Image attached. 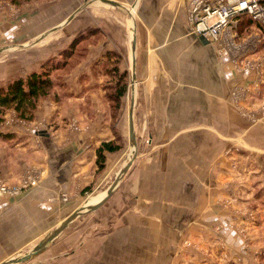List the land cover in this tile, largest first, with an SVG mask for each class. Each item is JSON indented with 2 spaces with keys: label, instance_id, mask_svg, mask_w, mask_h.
<instances>
[{
  "label": "crops",
  "instance_id": "1",
  "mask_svg": "<svg viewBox=\"0 0 264 264\" xmlns=\"http://www.w3.org/2000/svg\"><path fill=\"white\" fill-rule=\"evenodd\" d=\"M149 1L137 11L141 28L137 27L139 42L133 57L124 32L101 9L90 11L89 23H74V13L65 25H58L57 35L46 31L37 44L18 40L15 48L0 45L1 86L38 71L77 31L98 27L104 33L89 47L83 62L64 78L68 96L61 106L45 99L32 121L0 125V134H9L0 137V179L8 185H21L28 172L37 178L35 187L15 198L0 199V244L11 238L43 235L59 223L83 191L100 181L97 150L113 140V126L122 134L131 103L126 111L122 100L113 125L109 104L102 101L105 91L101 84L108 80L107 74L100 70L92 75L91 69L105 62L108 53H117L122 57L120 70L128 76L134 61V123L141 127L139 137L145 136L138 141L159 147L137 159L100 206L112 205L116 212L101 219L94 236L87 243L84 240L83 264H176L184 261L185 253H193L195 258L182 264H199L196 255L202 251L181 253V241L191 240L199 249L215 247L212 235L217 225H224L225 217L213 211L212 207H217L213 198L224 189L219 178L228 179L232 174L223 157L224 146L241 132L246 156L261 158L264 120L257 127L245 128L246 122L235 114L228 101V89L235 78L231 60L220 59L214 44L191 33L186 20L191 0ZM83 10L84 6L77 11ZM84 18L89 19L87 11ZM0 29V43L18 34ZM73 121L77 131L71 128ZM236 124L244 128L240 130ZM104 156V166L109 168L116 155ZM252 169L260 190L264 187V163L258 171ZM62 196L69 200L62 203ZM223 237L240 246L233 231L224 229Z\"/></svg>",
  "mask_w": 264,
  "mask_h": 264
},
{
  "label": "rangeland",
  "instance_id": "2",
  "mask_svg": "<svg viewBox=\"0 0 264 264\" xmlns=\"http://www.w3.org/2000/svg\"><path fill=\"white\" fill-rule=\"evenodd\" d=\"M111 1L119 4L120 8L104 4L98 0H0V27L6 29L4 30L5 32H8V30H13L15 34L18 32L16 37H14L15 39L7 38L5 41L1 42L0 45L7 44V47L9 49L15 48L17 47L16 44L18 40H21V42L27 41L28 45L37 44V40L42 34L49 30H53L56 33L58 31V28L61 27H58V25L63 23V25H65V22H67L74 13H76L75 17L73 18L74 23H76L77 21H85L89 23L91 21L90 11H93V9H101L106 13V17L113 21V25H115L117 29H120L122 32H124L127 45L129 47V52L133 57L136 52L138 41L137 27L139 26V28H141L140 24H138L137 26V23L140 22L137 11H139L141 4H150V1ZM153 1L158 2V0ZM82 6L85 7V10L78 12V8ZM137 6L139 7L137 8ZM86 11L89 17L88 20H84ZM129 12L133 15L134 33L132 32V35L130 32L131 20ZM22 23L24 24L21 25ZM99 32H101L102 39L104 37V33L102 29L98 27L77 31L72 36V39L70 37L71 40L68 42V45L61 49L52 58L57 59L60 52L67 48L72 41L78 40L82 37H89L91 34H96ZM57 34L58 33H56V35ZM133 34L135 36L134 53L132 48ZM99 41H97L93 45H89L88 52L89 47L96 45ZM249 59L251 61L262 62L261 59H264V51H259V53L255 52L254 54L249 56ZM243 67V65H238L237 67H235L232 64L235 78L233 81V86L228 89V101L233 106L234 112L240 118V120L246 122L248 127H244L253 128L255 126L257 127V125L260 124L262 120H264V80L261 84L257 76L244 73V71H242ZM247 77H250L251 80L247 79ZM253 79H256V81H254ZM7 84L5 82V84H2L1 86H5ZM105 84L106 80L103 82V84H101V88L103 91V87L105 86ZM135 89L136 76L134 67V80L132 82L130 71V75L128 76L127 89L124 96L125 98L123 97L122 99L125 104L124 106L126 107V111H128L127 106H129V104L132 102V96ZM9 112L13 113L12 111ZM129 113L130 112L128 111V114ZM12 116L15 117L14 114H11V117ZM74 125L77 126L75 121L72 122L71 128L72 130L77 131L79 128L77 126L76 130L74 128ZM235 127H238L240 130L244 128H241L240 125H237ZM123 129L124 130L121 131V133L123 134H121L123 148L121 149V151L114 154L116 155V157H114L116 161L111 164L109 168L105 165L103 170H99L101 176L100 181L90 190L83 191L82 196L77 200V202L73 203L67 209V211L62 214L59 223L57 225H53V227L43 235L35 238H11L9 242L1 243L0 264L9 259L17 258L19 255L27 254L28 252L33 251L41 243V241H43L57 227H59V225L67 217H69L77 210L82 209L87 202L94 203V199H98L103 196L109 186L115 180L118 173L126 165L132 152H134L133 154L135 155V159L131 167L135 164L137 159H141V157L144 155L148 156L150 153L158 149V145V147L151 145L149 141H138L139 139H144L145 136L140 138L139 132L141 127L135 126L134 134L136 142L135 148L133 150L130 142L129 116L128 120L126 121V126H124ZM240 133L241 132L238 133L239 135L236 133L237 135L234 141L228 142V146L225 145V150H223V157L227 159L229 172L231 171L232 174L228 179L224 177L219 178V182L223 184L224 189L218 198H213V203L215 202L217 206L212 207L213 211L216 212V210H218V212L223 213L222 217H225L224 225H217L218 230H215V233H213L212 235L215 247H213L212 249H206L205 247L199 249L198 245L191 242V240H182L179 245L180 252L182 251L181 253H185L186 251L193 249L202 251H197L200 254L196 255L198 256L199 264H264V187L259 190L260 184L258 177L254 179V176H252V173L250 171L251 167H253L252 170L258 171L257 168L260 163H264V154L261 156V158L257 157L253 159L250 158V156L247 157L246 154L248 153L244 151L245 144L240 137ZM131 167L128 169V171H130ZM128 171L120 180L118 184L119 186ZM30 173L31 172H28L26 175ZM249 189L250 191H248ZM247 196L250 198H247ZM68 200L69 198L67 197V201ZM60 201L62 203H65L62 200ZM101 207L94 212H87L75 218L74 221L64 229V231L52 245L45 249L39 256L26 264H55L58 262L65 263L68 261L76 262L77 264H83L84 240L85 243H87L94 236V234L102 224L101 219L103 220L105 219L104 217L106 215L116 212L114 211V207L112 205L105 208ZM100 214L101 218H99ZM86 228L87 230H90H86V232L84 233L82 230ZM224 229H229L230 231H233L235 233L236 239L239 241L240 246L236 243L234 244V246L231 245V241H229V239H227L226 237H223ZM209 234L210 233H206V235ZM231 250H233V254H231ZM94 256L96 258L97 254H95ZM194 258L195 255L193 253H185L184 261L178 260L176 264H182V262L185 261L189 262Z\"/></svg>",
  "mask_w": 264,
  "mask_h": 264
},
{
  "label": "trees",
  "instance_id": "3",
  "mask_svg": "<svg viewBox=\"0 0 264 264\" xmlns=\"http://www.w3.org/2000/svg\"><path fill=\"white\" fill-rule=\"evenodd\" d=\"M241 17L242 21L238 32L242 35L253 32L257 27L254 21L248 16ZM101 37V32H99L74 40L60 52L57 59L52 57L46 59L38 71L13 80L5 86H0V124L9 111H12L20 121H32L38 106L45 99L52 100L58 107L61 106L68 96L64 78L86 58L88 46L95 44ZM259 51H264V42H262ZM106 58L105 62L94 64L91 71L92 75H97L100 70L107 74L108 80L103 87L104 101L109 104V112L114 125L126 93L128 73L119 69L122 60L119 54L108 53ZM112 132L113 140L102 143L97 150L96 164L100 171L104 169V153L115 154L123 148L121 134L115 126L112 127ZM0 137L8 138L9 134H0Z\"/></svg>",
  "mask_w": 264,
  "mask_h": 264
},
{
  "label": "built area",
  "instance_id": "4",
  "mask_svg": "<svg viewBox=\"0 0 264 264\" xmlns=\"http://www.w3.org/2000/svg\"><path fill=\"white\" fill-rule=\"evenodd\" d=\"M241 16H248L257 26L253 32L243 36L238 32ZM186 20L194 36L202 37L217 47L219 58L231 60L235 67L243 65L244 73L257 76L263 83L264 59L262 62L251 61L249 56L259 53L264 42V0H191ZM14 121L23 123L10 116L0 125L10 126ZM74 128L77 130L76 125ZM36 184L37 178L33 173L26 175L21 185H8L0 179V199L19 196ZM60 200L66 202L67 196Z\"/></svg>",
  "mask_w": 264,
  "mask_h": 264
},
{
  "label": "water",
  "instance_id": "5",
  "mask_svg": "<svg viewBox=\"0 0 264 264\" xmlns=\"http://www.w3.org/2000/svg\"><path fill=\"white\" fill-rule=\"evenodd\" d=\"M104 4L110 5V6H115V7H119L120 5L111 1V0H98ZM123 8V7H121ZM130 15V20H131V24H130V31L133 32V15L129 12ZM134 33V32H133ZM132 48H133V53L135 51V36L133 34L132 37ZM131 80L133 82L134 80V61H133V66H132V70H131ZM134 100L131 102V107H130V113H129V132H130V142H131V146L134 150L135 148V142H136V138H135V123H134ZM134 152L131 153L129 160L127 161L126 165L124 166V168L118 173V175L116 176L115 180L113 181V183L109 186V188L107 189V191L105 192V194L103 196H101L99 198V200L95 203H86V205L80 209L77 210L76 212H74L73 214H71L69 217H67L60 225L59 227H57L50 235H48L41 243L40 245L35 248L33 251L28 252L27 254H23V255H19L17 258H12L9 259L7 261L2 262L1 264H26L29 263L31 260H33L34 258H36L37 256H39L45 249H47L50 245H52L56 239L60 236V234L64 231V229L66 227H68V225L70 223H72L74 221L75 218H77L78 216L87 213V212H94L95 210H97L105 201H107L111 195L113 194V192L115 191L116 187L118 186L120 180L122 179V177L125 175V173L128 171V169L131 167L134 159H135V155L133 154Z\"/></svg>",
  "mask_w": 264,
  "mask_h": 264
},
{
  "label": "bare ground",
  "instance_id": "6",
  "mask_svg": "<svg viewBox=\"0 0 264 264\" xmlns=\"http://www.w3.org/2000/svg\"><path fill=\"white\" fill-rule=\"evenodd\" d=\"M98 200H99V198H98V199H96V201H95V202H97ZM95 202H94V203H95ZM90 203H91V202H90ZM41 242H42V241H41ZM39 245H40V244H39ZM39 245H38V246H39ZM38 246H37V247H38ZM37 247H36V248H37Z\"/></svg>",
  "mask_w": 264,
  "mask_h": 264
}]
</instances>
